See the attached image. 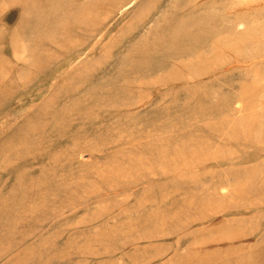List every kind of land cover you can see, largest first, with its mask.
I'll use <instances>...</instances> for the list:
<instances>
[{"label":"rangeland","instance_id":"374dc122","mask_svg":"<svg viewBox=\"0 0 264 264\" xmlns=\"http://www.w3.org/2000/svg\"><path fill=\"white\" fill-rule=\"evenodd\" d=\"M0 264H264V0H0Z\"/></svg>","mask_w":264,"mask_h":264}]
</instances>
